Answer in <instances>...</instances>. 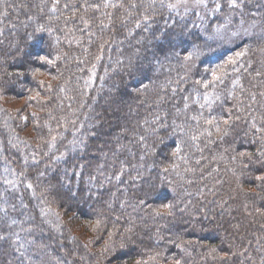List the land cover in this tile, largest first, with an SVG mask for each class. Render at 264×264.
<instances>
[{"label": "trees", "instance_id": "16d2710c", "mask_svg": "<svg viewBox=\"0 0 264 264\" xmlns=\"http://www.w3.org/2000/svg\"><path fill=\"white\" fill-rule=\"evenodd\" d=\"M107 2L0 0V264H264V0Z\"/></svg>", "mask_w": 264, "mask_h": 264}, {"label": "snow or ice", "instance_id": "6c2138e0", "mask_svg": "<svg viewBox=\"0 0 264 264\" xmlns=\"http://www.w3.org/2000/svg\"><path fill=\"white\" fill-rule=\"evenodd\" d=\"M160 2H161V6H164L163 0H160ZM152 3L154 4V3H155V0H152ZM196 3H197V4H204V0H196ZM242 4H243V0H229V7H231V8H238V7H241ZM107 6H108V2H107V0H105V7H107ZM205 6H206V5H205ZM132 7L134 8V7H136V5L133 4ZM167 7L171 10L172 8L175 7V5H173V4H168ZM238 55H239V54H238ZM185 59H191V56H189V57H185ZM214 79H218V78L215 77V75H214ZM205 86H207V85H205ZM186 99H187V98H186ZM204 99H205L206 102H208V99H209V98H208V96H205ZM193 102H195V101H193ZM187 106H188V105L186 104L185 107H187ZM204 106H205L204 104H200V107H201V108H203ZM192 119H196V117H192ZM208 122H209V123H212V121H208ZM33 162L35 163L36 161L34 160ZM4 170H5V172H9V171H10L7 167H5ZM21 174H23V173H21ZM12 175H16L15 172H12ZM3 183H4L5 185H13V187H14V183H13V181H12V180H9V179H7V178L4 179ZM26 187L31 188V185H30V184H29V185H26ZM8 190H9V189L6 187V188H5V191H8ZM0 239H4V237L0 236ZM21 246H22V245H21Z\"/></svg>", "mask_w": 264, "mask_h": 264}, {"label": "rangeland", "instance_id": "374dc122", "mask_svg": "<svg viewBox=\"0 0 264 264\" xmlns=\"http://www.w3.org/2000/svg\"><path fill=\"white\" fill-rule=\"evenodd\" d=\"M25 117V116H24ZM24 117H23V119H24Z\"/></svg>", "mask_w": 264, "mask_h": 264}]
</instances>
